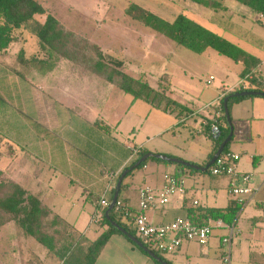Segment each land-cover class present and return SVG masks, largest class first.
Returning a JSON list of instances; mask_svg holds the SVG:
<instances>
[{
    "label": "crops",
    "instance_id": "crops-1",
    "mask_svg": "<svg viewBox=\"0 0 264 264\" xmlns=\"http://www.w3.org/2000/svg\"><path fill=\"white\" fill-rule=\"evenodd\" d=\"M237 3L235 0H226L225 2L228 10H234V12L241 10ZM238 7L239 9H237ZM221 29L223 28L221 27ZM261 58L264 61V58ZM240 64L241 73L243 65L242 63ZM57 66L58 68L64 67L63 71H67V73H75L71 70V66H63L60 63ZM67 75L61 74V80L58 81L44 82L46 89L42 88V90L45 92L43 97L46 105L44 108L47 112H42L46 118L44 117L40 124L45 129L31 128L28 130L29 135H27L29 140L31 138V142L22 140L21 132L12 139L7 138L6 142H9L12 148L10 154L12 170L9 171L13 174H11L13 179L24 186L25 184H30L34 191H38V187H34L29 179L30 173L33 172L34 176L38 178L39 171L42 170H38L34 160L47 161L48 159L54 171L50 178L49 189L58 194H63L62 197L48 196L43 194L41 190L37 193L32 192L29 188L28 190L41 197L46 204L51 206L55 212L67 221L69 220L66 216L75 213L73 210H76L75 215L77 218H75L74 223L69 222L77 232L84 233L90 240H95L105 230V226L92 222L96 210L101 208L99 199L108 197L112 200L114 188H116L118 181L116 179L119 173L140 157L138 148L146 149V151L153 153L179 157L199 166H205L210 161V157L214 153V141L205 132L206 124L215 116L220 115V111L215 105L220 100V97L227 90L238 86L239 83L232 87L229 86V88L226 86L222 87V90L202 107H192L187 104L190 103L189 101L183 102L175 98L178 102L188 105V107L183 106V109L179 108L174 112L166 111L168 116L172 118L169 126H164L161 123L162 121L146 124L148 120H151L149 118L153 112L157 110H160L157 112H162L161 110H164L152 105L151 108L154 107V109L150 108L142 114L138 113L139 116L136 114L135 120L133 119L134 122L130 121L129 126L125 123L128 118L125 119L124 128H122L121 122L116 124L117 118L122 113L114 112L111 117L116 119L115 122H112L109 115L106 118L103 110H99L98 103L94 99L95 94L99 92L91 90L93 86L97 88L100 85L97 77H95L97 75L94 74V77L88 75L94 82L78 81V79H84L86 75ZM68 77L70 79H67ZM207 80L206 85L208 86L210 84L207 83ZM246 96L248 97H243L233 102L230 110V117L234 127L231 143L238 142L244 149L233 150L230 146L231 143L229 149L241 155L240 170L252 174L249 185L256 189V193L239 211L233 223L235 225V234L237 235L233 237L229 247L222 241L223 237L229 232L228 228L214 226L207 245H202L197 241L183 240L173 253H165L164 257L168 261L163 260L170 264H264V146L262 142L264 140V96ZM58 103L62 104L63 113L74 112L78 114L79 119L75 125L76 129H72L77 133V137H72L65 133L59 136L56 133L55 125H58L59 122L55 118L59 114L57 113ZM131 109L132 106L125 110V117L126 115L129 116ZM143 114H146L144 115V120H142ZM101 122L106 129L101 128ZM64 124L65 127H70L66 122ZM145 124L147 130L141 128ZM138 129L139 132H136ZM140 129L143 130L141 136L142 131ZM170 130L171 135L168 137L165 133ZM195 131L202 135L200 144L205 146L199 151L196 146L189 145L183 148L173 141L177 135L196 141V137H194ZM118 135L123 140H120ZM0 136L5 138L2 131ZM156 138L160 139L162 143L156 142L153 146H149ZM59 140L64 143L71 142L72 148L69 149L66 145L60 146ZM76 150L81 151V155L79 157L74 155L71 158L72 151ZM1 157L3 158V152ZM179 164L181 163H177V167L172 171L166 172L164 176L152 180L151 184H141L138 187L137 201L133 202L132 198L129 197L127 200L123 199V201L134 211H137L139 208L140 189L144 186L160 189L164 184L166 174H174L181 178L185 192L174 194L165 205L154 204L151 206L147 214L154 223L169 222L179 216H188L196 223H207L210 219H215L208 218L203 220L200 217L202 213L210 208L224 209L230 205L233 199L236 200V197L229 190V176L228 181H226L227 187L225 188L222 181L214 183L210 180V182H206L203 177L199 176V172L192 171L190 168H183ZM64 166L68 167L67 171L62 170ZM0 168L5 170L1 166ZM5 171L7 172L8 170ZM133 172L124 180L127 184L125 189L132 186L126 179L132 176ZM113 173L115 176H111ZM37 181L39 182V180ZM75 184L78 186L76 189L74 188ZM223 189L225 190L224 192H227L226 195L222 193ZM62 191H65V193ZM68 191L72 194L70 198L66 196ZM190 191L195 193L193 197L190 196ZM89 202L93 203L92 208L88 207ZM246 208H250L249 214L244 215ZM90 210L91 212H89ZM88 213L92 217L90 223H87L83 229L78 228L82 224L80 216ZM243 215L244 218L240 220ZM247 230H249L250 237H242L243 232ZM172 236L173 234L170 235V237ZM228 248L231 251V259L229 263H226L223 260V256ZM153 259L155 258L144 253L138 244L135 245L125 236L116 233L112 235L104 246L94 264H158Z\"/></svg>",
    "mask_w": 264,
    "mask_h": 264
},
{
    "label": "rangeland",
    "instance_id": "rangeland-1",
    "mask_svg": "<svg viewBox=\"0 0 264 264\" xmlns=\"http://www.w3.org/2000/svg\"><path fill=\"white\" fill-rule=\"evenodd\" d=\"M39 1L43 3L47 11L55 15L66 27L80 33L93 44L98 45L108 61L112 59L125 61L127 72L135 76L143 75L146 79L148 78L152 86L159 85L160 82L164 84L170 83L173 89L170 95L183 102L189 101L190 103L187 104L192 107H202L207 101L217 95L222 90V87L226 86L229 88V86L232 87L236 83H240L241 77L239 73L241 64L225 55L219 54L212 48L207 49L204 53L194 52L177 44L152 28L142 25L125 12L126 7L132 1L170 20L174 19L180 12H185L205 26L223 34L235 44L264 58V18L248 6L240 3L237 4L241 10L234 12V10L229 9L217 13L191 0ZM44 17L37 15L25 27L17 30L16 34L20 38L19 41L12 45L8 55L0 54V132L2 131L5 136V138L0 136L1 156L3 152V158L1 157L2 165L0 163V166L8 170L7 173L10 177H12V173L9 171L12 170L10 155L12 148L9 142H6L7 138L12 139L16 134L21 132L20 134L23 136L22 140L31 142V138L30 140L28 139V130L31 128L45 129L40 124V121L44 117L46 118L42 112H47L44 108L46 105L43 97L45 96V92L42 90V88L46 89L44 82L61 80V74H77L72 72L67 73V71H63L64 67L58 68L57 65L55 69L42 73L34 69L33 66L28 67L20 62L21 51L22 56L25 57H30L33 53H39V39L35 34V29L38 23L44 20ZM39 55L42 57L44 53L40 52ZM60 64L67 67L70 66L66 60H62ZM88 75L95 76L93 73H89ZM88 75L84 77L85 80L77 79L78 81L94 82ZM210 75H213L215 79L207 86L206 80ZM95 77H97L99 81L97 82L100 85L97 88L93 86L91 90L99 92L94 96L99 110H103L106 118H108V115L111 117L114 112L122 113L116 122V124L121 122L122 128H124L125 119L128 118L125 123L129 126L130 121L134 122L136 114H142L145 110L151 108L152 105L150 103L141 99H135L131 94L124 92L115 84L98 76ZM67 79H70V77ZM130 106H132L130 114L125 117V110ZM57 108V113L59 114H56L55 118L59 122L58 125H55V129H57L56 133L59 136L65 133L66 135L77 137V133L72 129H76L75 125L79 119L78 114L74 112H70L69 114L67 112L63 113L64 108L61 103H58ZM152 108L154 109V107ZM157 111L153 112L149 118L151 120H148L146 124L162 121L161 123L164 126H169L172 118L164 110H161L162 112ZM144 115L146 114H143L142 120H144ZM115 119V117H111L112 122H115ZM64 122L69 124L70 127H65ZM146 124L141 128L147 130ZM100 126L102 129H106L102 122ZM142 129H140L142 131L140 136L143 134ZM46 131L48 130L46 129ZM136 132H139V129ZM170 133L171 130L167 131L165 135L170 137ZM119 137L121 140L122 137ZM194 137H196V141L177 135L173 141L183 148L189 145L196 146L198 151L205 148L203 144H200L202 135L195 131ZM58 142H60V146L66 145L69 149L72 148L71 142L64 143L61 140ZM156 142L162 143L160 139L156 138L149 146H153ZM262 142L264 146V140ZM230 146L236 151L243 148L238 142H233ZM72 152L71 158L74 155L75 157L81 155V151L76 150ZM34 162L38 170H42L39 171L38 178L34 176L33 172L30 173L29 179L34 187H38V191H34L30 184H25V186L32 192L37 193L41 190L45 195L61 198L63 194H58L49 189L50 178L54 174V171L48 159L47 161L35 159ZM176 167L177 163L172 161L160 162L154 158L148 159L144 166L136 168L133 175L126 179L132 186L131 188H124L122 190L119 195L120 199L127 200L129 197L132 198L133 202L137 201L138 187L141 184H151L152 180L164 176L166 172L172 171ZM67 169L68 167L66 166L62 168L63 171H67ZM212 175L207 172L200 173L199 176L203 177L206 182H210V180L214 183L222 181L223 186L227 187L226 181H228V176ZM76 187H78L77 184H75L74 188L76 189ZM222 191L225 195L227 194V192H224V189ZM62 192L65 193V191ZM190 193L191 197L195 194L193 191H190ZM66 194L67 198L72 196L69 191ZM88 207L92 208L93 203L89 202ZM249 210L250 208H246L244 215ZM73 211L75 213H71L66 217L74 223L77 216L75 215L76 210ZM244 215L240 220L244 218ZM80 217L82 224L78 228L83 229L87 223H90L92 217L89 213ZM236 235L234 236L236 237ZM242 237H250L249 230L243 232ZM61 263L59 258L52 255L48 249L34 238L26 237L22 229L15 222H9L0 228V264Z\"/></svg>",
    "mask_w": 264,
    "mask_h": 264
},
{
    "label": "trees",
    "instance_id": "trees-1",
    "mask_svg": "<svg viewBox=\"0 0 264 264\" xmlns=\"http://www.w3.org/2000/svg\"><path fill=\"white\" fill-rule=\"evenodd\" d=\"M201 4L214 12L228 10L226 0H191ZM238 3L248 6L254 12L264 17V0H235ZM127 15L137 20L142 25H146L158 33L163 34L177 44L184 46L194 52L204 53L212 48L219 54L225 55L235 62L242 63L243 69L240 73L241 82L246 81V88L241 82L233 89L227 90L220 97L221 107H217L220 115L215 116L206 124L205 132L214 141L215 153L230 131L227 115L224 109V101L228 97V109L231 104L243 97L234 94L244 90H256L264 92V68L263 59L241 46L235 44L223 34L205 26L198 20L192 18L185 12H180L174 19L170 20L157 14L148 8L132 1L125 9ZM37 15L45 16L39 22L35 34L39 39V53H33L30 57L20 55V62L28 67L47 73L55 68L62 60H66L71 66V70L78 75L93 73L98 77L115 84L121 90L131 94L135 99L144 100L151 105L162 108L165 111L174 112L184 105L173 98L170 83H162L152 86L143 75L135 76L125 69V61L112 59L108 61L102 49L93 44L85 36L66 27L55 15L47 11L46 7L39 0H0V54L8 55L14 43L19 41L16 31L25 27L29 21ZM43 52L41 57L39 54ZM216 105V104H215ZM213 107V106H212ZM218 124L219 134L212 131L213 124ZM224 151H230L229 145ZM140 157L149 152L146 149L138 148ZM211 155L210 158L214 155ZM135 159L126 169L132 167L139 159ZM1 158V152H0ZM160 162L165 160L151 156ZM148 158V159H150ZM148 159L139 166L131 169L124 177L121 190L126 188L125 178L141 166H144ZM183 168H190L192 171L204 173L200 169L179 164ZM119 173L118 178L126 170ZM211 173V166L205 173ZM115 190V188H114ZM101 198L99 199V201ZM119 200L123 205L132 209L123 200ZM243 206L233 199L230 205L224 209L210 208L202 213L200 217L204 219H222L228 224H233L239 211ZM109 208L106 207L105 211ZM112 220L122 225L130 233L138 237L145 245L151 247L143 241L138 234L137 227L132 217H126L123 212L114 207L110 213ZM192 216V215H191ZM193 219H195L193 217ZM15 222L26 237L34 238L42 244L48 251L60 259L61 264H94L100 252L110 240L113 234H121L129 241H132L125 233L118 230L104 214L99 222L100 226H105V230L95 239L90 240L84 233L77 232L73 225L64 217L53 210L51 206L32 193L23 184L19 183L8 173L0 168V228ZM135 245L136 243L132 241ZM139 248L150 256L142 247ZM157 255L163 259L164 252L151 247ZM155 262L162 264L161 262ZM168 261V260H167Z\"/></svg>",
    "mask_w": 264,
    "mask_h": 264
},
{
    "label": "built area",
    "instance_id": "built-area-1",
    "mask_svg": "<svg viewBox=\"0 0 264 264\" xmlns=\"http://www.w3.org/2000/svg\"><path fill=\"white\" fill-rule=\"evenodd\" d=\"M212 80H214V77L210 76L207 83L210 84ZM241 84L246 88V81H242ZM216 106L221 107L220 100L216 103ZM212 131L215 135L219 134L218 124H213ZM240 160L241 155L239 153L223 151L211 165V173L213 175L229 176L230 193L236 197L239 204L245 206L255 195L256 189L249 185L252 174L240 170ZM111 176H115L114 173ZM178 192H185L183 181L174 174H166L164 184L160 189L149 186H144L140 189L139 208L137 211L125 207L119 198L114 207L123 212L126 217L134 219L138 234L143 241L164 253H173L183 240L197 241L202 245H207L214 226L228 228L229 232L223 237L222 241L229 247L235 235V225L227 224L222 219H210L207 223H196L188 216H179L172 221L164 223H154L150 219L147 211L151 206L154 204H167L170 198ZM195 202L197 203V201ZM110 203L111 199L108 197L101 198V208L96 210L92 222L99 223L103 219L106 212L105 208L110 206ZM172 234L173 236L170 237ZM230 253L229 248L224 252L223 260L226 263L230 262Z\"/></svg>",
    "mask_w": 264,
    "mask_h": 264
},
{
    "label": "water",
    "instance_id": "water-1",
    "mask_svg": "<svg viewBox=\"0 0 264 264\" xmlns=\"http://www.w3.org/2000/svg\"><path fill=\"white\" fill-rule=\"evenodd\" d=\"M235 96H246V95H261L264 96V92L263 91H256V90H244V91H240L236 94H234ZM228 97L225 99L224 101V109H225V113L227 115V119H228V123L230 125V132L227 135V137L224 139V141L221 143V145L219 146V148L217 149V151L215 152V154L213 155V157L210 159V161L205 165V166H199L197 164L188 162L186 160H183L179 157H173V156H169L167 154H163V153H153V152H147L144 155H142L140 157V159L130 168L126 169L122 175L119 177L118 181H117V185L114 191V195L112 197L111 203L109 208L106 210L105 214L107 219H109V221L121 232L125 233L132 241H134L136 244H138L140 247H142L145 251H147L152 257H154L155 259H157L158 261L162 262L163 264H170L167 261L163 260V258L159 255H157L154 251H152V249L150 247H148L147 245H145V243H143L138 237H136L135 235H133L132 233H130L128 230H126L122 225H120L119 223L115 222L114 220H112L110 213L112 211V209L115 206V203L117 202V199L119 198V193L121 190V185L123 182L124 177L127 175V173L139 166L142 162L146 161L148 158H150L151 156H154L156 158L162 159V160H166V161H172V162H176V163H181L183 165H188L190 167L196 168V169H200L201 171H207V169L215 162V160L219 157V155L225 150L226 145L230 142L233 133H234V127L232 125V120L230 117V112L228 109Z\"/></svg>",
    "mask_w": 264,
    "mask_h": 264
}]
</instances>
